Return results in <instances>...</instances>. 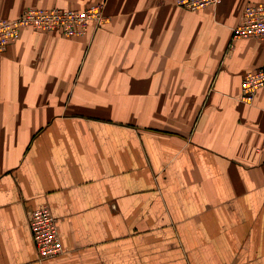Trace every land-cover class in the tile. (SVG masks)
Here are the masks:
<instances>
[{"label": "crops", "instance_id": "1", "mask_svg": "<svg viewBox=\"0 0 264 264\" xmlns=\"http://www.w3.org/2000/svg\"><path fill=\"white\" fill-rule=\"evenodd\" d=\"M0 0L106 21L82 36L23 29L0 53V264H264V40H233L246 5ZM46 206L63 252L39 260Z\"/></svg>", "mask_w": 264, "mask_h": 264}, {"label": "built area", "instance_id": "2", "mask_svg": "<svg viewBox=\"0 0 264 264\" xmlns=\"http://www.w3.org/2000/svg\"><path fill=\"white\" fill-rule=\"evenodd\" d=\"M221 0H174L177 8L195 13L215 7ZM101 5L82 11L71 9L28 8L12 19H0V53L14 40L23 29L43 32H57L63 37L84 35L88 28H99L105 21ZM233 40H264V4L246 5L238 24L232 29ZM264 89V67L246 72L240 84V100L254 103L257 92ZM29 228L36 246L39 260L59 256L62 252L56 219L46 206L34 210Z\"/></svg>", "mask_w": 264, "mask_h": 264}]
</instances>
